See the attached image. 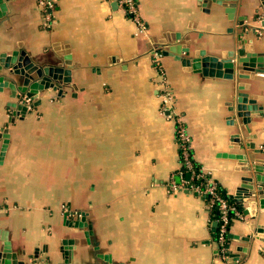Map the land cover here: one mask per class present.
I'll use <instances>...</instances> for the list:
<instances>
[{
	"label": "crops",
	"instance_id": "obj_1",
	"mask_svg": "<svg viewBox=\"0 0 264 264\" xmlns=\"http://www.w3.org/2000/svg\"><path fill=\"white\" fill-rule=\"evenodd\" d=\"M48 2L46 21L39 0H0V56L22 52L38 70L67 72L24 114L0 90V250L16 264H64L62 250L68 264H230L218 252L208 198L176 189V127L161 113L160 69L193 164L241 199L229 258L264 264L256 195L264 190V72L195 74L158 49L178 34L169 44L191 55L243 48L264 56V0H135L142 33L117 0ZM0 77L20 84L7 70ZM82 216L83 228L70 225Z\"/></svg>",
	"mask_w": 264,
	"mask_h": 264
},
{
	"label": "water",
	"instance_id": "obj_2",
	"mask_svg": "<svg viewBox=\"0 0 264 264\" xmlns=\"http://www.w3.org/2000/svg\"><path fill=\"white\" fill-rule=\"evenodd\" d=\"M211 1L219 5L229 0ZM232 12V7H227L225 9V13L228 15L229 19L232 16ZM179 37L180 36L176 34L174 37L169 36V41L166 39L161 40L158 49L161 51L162 56L173 57L174 60L180 62L181 66L189 68L195 74L203 72L210 77H222L231 80L233 77V70L236 66H239L244 71L256 73L264 72V56L260 54L247 53L243 48H239L234 52H226V54H223L220 58L212 56L207 57L203 51H195L191 55L188 48L180 44H169V42L175 43L179 41ZM181 55H185V57ZM2 69L7 70L10 75L17 77V80L20 82L18 86H15L10 80L0 77V90L3 87L8 88L10 91V98L19 100V103L15 104V107L21 114H24L27 110L25 103L33 101L38 92L48 88L55 90L56 87L52 84V81L59 80L60 74H67V72H63V70L58 68L38 70L22 52H12L10 56L1 55L0 70ZM32 74H35V79L32 77ZM241 77L245 78V76ZM64 80L67 81V79ZM20 98L22 99L20 100ZM242 98L243 96L241 94L237 95L238 106L236 110L238 112H244L245 109L244 106L240 105ZM12 107H14V104ZM242 113L240 115H242ZM243 122L247 123L248 119H244ZM256 195L258 196L260 206L264 207V190H262L261 187L257 188ZM234 201L239 205L241 199L236 197ZM83 221L84 217L82 216L80 221L70 225H73L75 228H83ZM62 254L64 257V264H68V253L62 250ZM228 261L230 264H235L237 261L236 255H232ZM0 264H16L12 262V256L8 255L7 247L4 251L0 250Z\"/></svg>",
	"mask_w": 264,
	"mask_h": 264
},
{
	"label": "built area",
	"instance_id": "obj_3",
	"mask_svg": "<svg viewBox=\"0 0 264 264\" xmlns=\"http://www.w3.org/2000/svg\"><path fill=\"white\" fill-rule=\"evenodd\" d=\"M117 2L124 10L127 17L135 24L137 31L140 33L144 32L145 26L139 17L135 0H117ZM39 6L44 13L46 21H48L50 18V12L48 11L52 8L51 2H48V0H39ZM158 71L161 113L164 114L167 119L173 120L176 127L175 138L178 144L181 166L179 171L181 184H179L176 189L178 188L179 191L191 190L197 194L206 196L209 201V206L212 209L216 208L218 218L215 243L218 247L220 257L225 263L229 260L227 234L229 232L231 222L240 218V213L237 212L233 206L228 205L222 197L217 195L216 184L211 181L210 178L205 177L199 169L196 170L194 168L189 135L182 121V117L173 110V98L165 74L160 69H158ZM185 176H187L188 179H185ZM194 181L197 182L196 185L192 184ZM230 213L233 215V218L229 217Z\"/></svg>",
	"mask_w": 264,
	"mask_h": 264
},
{
	"label": "trees",
	"instance_id": "obj_4",
	"mask_svg": "<svg viewBox=\"0 0 264 264\" xmlns=\"http://www.w3.org/2000/svg\"><path fill=\"white\" fill-rule=\"evenodd\" d=\"M194 168H195L196 170L199 169V167H197V166H195V165H194ZM196 183H197L196 181L192 182L193 185H196ZM216 193H217L218 196L222 197V198L227 202L228 205L233 206V207L236 209V211L240 213V209H239L238 206L234 203V201H233L231 198L227 197V196L224 194V192H223V191H222L217 185H216ZM214 212L217 213L216 208H214ZM229 217H230V218H233V215L230 213V214H229ZM217 218H218V213H217Z\"/></svg>",
	"mask_w": 264,
	"mask_h": 264
},
{
	"label": "bare ground",
	"instance_id": "obj_5",
	"mask_svg": "<svg viewBox=\"0 0 264 264\" xmlns=\"http://www.w3.org/2000/svg\"><path fill=\"white\" fill-rule=\"evenodd\" d=\"M228 242V241H227Z\"/></svg>",
	"mask_w": 264,
	"mask_h": 264
}]
</instances>
